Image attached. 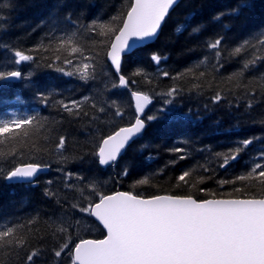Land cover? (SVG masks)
<instances>
[{"label":"trees","instance_id":"trees-1","mask_svg":"<svg viewBox=\"0 0 264 264\" xmlns=\"http://www.w3.org/2000/svg\"><path fill=\"white\" fill-rule=\"evenodd\" d=\"M132 2L0 0V71L22 73L18 80H0V119L16 109L23 112L22 118L35 116L43 123L24 143L0 144V153L5 154L0 156V228L23 226L19 231L27 237L23 247L0 248V264H27V255L36 250L39 254L32 264H70L75 243L104 237V229L79 210L91 194L85 187L90 182L103 194L124 190L144 197L264 198V185L236 179L255 164L264 165V44L260 43L264 0H181L158 38L125 56L122 74L128 88L124 89L106 55L118 32L101 36L92 27L93 21L104 23L115 16L122 21ZM241 3L248 7L239 15H225L221 22L212 19ZM198 26L200 31L193 33ZM68 37L79 44L83 55L56 50L59 40ZM216 38H222L219 49H210L208 43ZM245 40L246 50L233 55ZM41 44L43 49L38 48ZM14 50L33 59L15 64ZM153 54L162 57L159 63L152 60ZM254 57L255 63L244 68ZM89 62L95 71L91 78L81 79L76 68ZM234 75L238 80L230 81ZM173 88L177 91L169 96ZM132 91L154 99L146 112L147 128L117 163L104 167L97 155L103 139L136 118ZM217 94L219 101L213 99ZM72 100L81 102L82 111L74 109L79 115L68 113L59 103ZM148 116L156 119L149 121ZM60 136L66 143L57 152ZM246 139L252 142L244 146ZM237 147L243 151L221 167L223 156L217 154ZM13 149L15 153L9 154ZM28 163L48 165L50 171L35 183L5 178L14 167ZM184 171L191 172L188 183L178 182ZM144 177L149 183L138 184ZM91 199L98 202L96 196ZM75 203L79 207L73 208ZM58 225L66 227L67 234L57 232ZM66 235L71 237L69 247L56 257Z\"/></svg>","mask_w":264,"mask_h":264},{"label":"snow or ice","instance_id":"snow-or-ice-1","mask_svg":"<svg viewBox=\"0 0 264 264\" xmlns=\"http://www.w3.org/2000/svg\"><path fill=\"white\" fill-rule=\"evenodd\" d=\"M178 3L179 0H134L122 21L119 16L112 17L104 23L93 21L92 30L98 29L101 36L118 32L115 41L111 42L110 50L106 53L117 73L121 69V54L130 51L135 41L143 42L155 37L170 10ZM245 7L248 5L241 3L234 9L217 13L212 19L221 22L223 16L239 15L240 9ZM182 28L183 26L178 27L177 31H181ZM192 31L199 32V26ZM133 38L134 43H130ZM221 43L222 38H216L207 46L217 50ZM260 43L264 44V40ZM248 46L249 41L245 40L242 45L232 50V54L238 55ZM38 48L43 49L44 46L41 44ZM56 50L83 55V49L71 37L60 39ZM216 54L219 55V51ZM14 56L15 64L33 59L31 55L21 50H14ZM151 58L156 63L162 59L157 54H153ZM56 59L60 57L57 56ZM86 59L91 60V58ZM255 61L256 57L247 61L244 68ZM65 62L71 63L69 60ZM76 71L81 79H89L95 67L91 62L82 63L77 66ZM140 72L141 70H137V74ZM163 75L167 76L168 73L164 72ZM9 78H22V73L19 70L0 71V80ZM238 78V75H234L229 77V80H238ZM119 85H127L123 75L119 76ZM176 91L175 88L170 89L168 95H174ZM43 95L41 93L42 98ZM133 97L136 100L137 112H143L144 105L150 102L149 96L136 92L133 93ZM213 99L219 101L221 97L217 94ZM84 101L87 102L88 98L85 97ZM59 103L70 114L74 113V109L82 111L80 101ZM74 114L79 115L80 112ZM115 114L119 116L122 113L117 109ZM154 119L155 116L147 117L149 121ZM145 126V120L137 116L130 126L120 128L104 138L97 154L99 163L108 165L110 162H115L121 150L133 137L140 134ZM42 127L43 123L35 116L0 119V144L6 140H19L24 143L30 138L33 130L39 131ZM251 142L246 139L242 144L247 146ZM65 143V138L60 136L55 146L57 152L64 148ZM31 147L37 148L35 143ZM172 151L181 153L184 149L174 148ZM241 151L243 148L237 147L229 150L228 153L217 154L223 156L221 167L228 165L230 160L236 159ZM14 153L15 149L9 154ZM3 155L5 154L0 153V156ZM184 158V156L180 157V159ZM61 159L66 158L61 154ZM41 168L42 165L39 163L21 164L8 171L5 178L16 181L26 180L35 177ZM124 174H127V170ZM190 175V171H184L177 178L178 182L188 183L186 178ZM236 179L256 181L264 185V165L257 163L248 173ZM197 182L202 183L203 179L199 178ZM137 183L147 184L149 180L144 177ZM220 183H233V181H220ZM85 187L92 190L90 196L85 198L86 206L79 207V203H75L72 207H79L81 213L94 217L106 229L107 234L100 240L81 239L75 243L74 249L69 253L72 264H264V198L197 200L191 195H156L143 198L131 192L105 195L99 192L95 182H90ZM80 191L83 193V189ZM46 194L52 195L51 192ZM91 196H96L98 202H93ZM76 223L81 225L80 221ZM21 227L23 226L13 225L0 228V248L9 245L25 246L27 237L19 231ZM56 231L67 234V228L62 225H58ZM70 239L71 237L66 235L65 243L54 252L56 257H60L69 247ZM38 254V250L30 252L26 258L27 264H32Z\"/></svg>","mask_w":264,"mask_h":264},{"label":"water","instance_id":"water-1","mask_svg":"<svg viewBox=\"0 0 264 264\" xmlns=\"http://www.w3.org/2000/svg\"><path fill=\"white\" fill-rule=\"evenodd\" d=\"M181 0H179V2H180ZM133 2H134V0H133ZM174 8H172L171 10H170V12L173 10ZM170 12H169V14H170ZM168 14V15H169ZM168 15H167V17H168ZM166 17V18H167ZM166 20V19H165ZM164 23H165V21L162 23V25H161V28L159 29V31H158V33H157V35L155 36V37H153L152 39H150V40H145V41H143V42H139V41H135V43H134V38L132 39V40H130V43H134V47L130 50V51H128V52H125V53H122L121 54V69H120V72L119 73H117L116 71V73L117 74H119V76L120 75H122V65H123V60H124V56H126L127 54H130L131 52H133L135 49H137V48H139V47H142V46H145V45H147V44H149V43H152V42H154L157 38H158V36H159V34H160V32H161V30H162V27H163V25H164ZM116 35H118V33L116 34ZM116 37V36H115ZM115 37H114V39H113V41L112 42H114L115 41ZM111 46V45H110ZM110 50V49H109ZM109 58V57H108ZM109 60H110V58H109ZM111 62V61H110ZM113 68H114V66H113ZM114 70H115V68H114ZM124 76V75H123ZM125 77V76H124ZM126 78V77H125ZM8 80H17V78H9ZM127 80V79H126ZM123 88H127L128 87V81H127V85L126 86H122ZM133 93H136V91H132V99H133V102H134V106H135V109H136V100H135V98L133 97ZM140 93V92H139ZM151 103H152V100L150 99V102L149 103H147V104H145L144 105V111L143 112H140V113H138L137 112V110H136V117L137 116H139L141 119H144V115H145V112H146V110L148 109V107L151 105ZM135 122V121H134ZM133 122V123H134ZM132 123V124H133ZM131 125V124H130ZM130 125H126V126H123V127H128V126H130ZM145 128H144V130H142V132L140 133V134H138L137 136H135V137H133L127 144H126V146H125V148L124 149H122L121 150V153L118 155V158H117V160L115 161V162H117V161H119V159L124 155V153L126 152V150L128 149V147L136 140V139H138L144 132H145V130H146V127H147V123H146V121H145ZM123 127H121V128H123ZM120 129V128H119ZM118 129V130H119ZM117 130V131H118ZM116 132V131H115ZM114 132V133H115ZM114 133H112V134H114ZM111 134V135H112ZM102 144V143H101ZM99 152V151H98ZM115 162H110L108 165H103V166H105V167H107V166H109V165H111V164H113V163H115ZM50 171V167H43L42 166V168H41V170L36 174V176L35 177H33V178H29L30 179V181L31 182H33V181H35L40 175H42V174H45V173H48ZM29 179H26V180H21V181H16V180H10L11 182H13V183H29ZM117 192H126V191H117ZM116 193V192H115ZM115 193H112V194H115ZM112 194H108V195H112ZM160 195H170V194H160ZM138 196V195H137ZM173 196H176V195H173ZM141 197H143V196H141ZM143 198H149V197H143ZM194 199H196L195 197H193ZM208 199H237V198H235V197H230V198H208ZM238 199H250V198H238ZM257 199H259V198H257ZM198 200V199H197ZM205 200V199H204ZM94 218V217H93ZM95 219V218H94ZM96 220V219H95ZM97 221V220H96ZM98 222V221H97ZM99 223V222H98ZM100 224V223H99ZM101 226H102V224H100ZM103 227V226H102ZM103 229L105 230V236H106V234H107V231H106V229L103 227ZM104 236V237H105ZM103 237V238H104ZM103 238H100V239H103ZM100 239H94V238H87V239H84V240H100Z\"/></svg>","mask_w":264,"mask_h":264},{"label":"rangeland","instance_id":"rangeland-1","mask_svg":"<svg viewBox=\"0 0 264 264\" xmlns=\"http://www.w3.org/2000/svg\"><path fill=\"white\" fill-rule=\"evenodd\" d=\"M23 116V112L22 111H18L16 109H11L10 111H8L7 113H5L1 119H11V118H22ZM72 264V263H70Z\"/></svg>","mask_w":264,"mask_h":264}]
</instances>
